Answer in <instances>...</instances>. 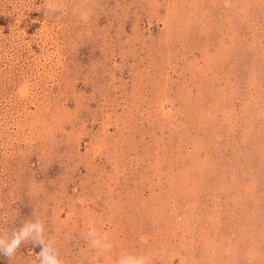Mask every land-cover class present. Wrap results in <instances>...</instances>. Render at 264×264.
<instances>
[{
  "label": "rangeland",
  "instance_id": "rangeland-1",
  "mask_svg": "<svg viewBox=\"0 0 264 264\" xmlns=\"http://www.w3.org/2000/svg\"><path fill=\"white\" fill-rule=\"evenodd\" d=\"M59 2L0 0V233L38 218L63 264H264V0Z\"/></svg>",
  "mask_w": 264,
  "mask_h": 264
},
{
  "label": "clouds",
  "instance_id": "clouds-1",
  "mask_svg": "<svg viewBox=\"0 0 264 264\" xmlns=\"http://www.w3.org/2000/svg\"><path fill=\"white\" fill-rule=\"evenodd\" d=\"M46 6L50 13L56 14L59 18L63 10L59 0H47ZM74 15H78L82 22H87L92 13L89 9H77ZM84 238L90 243L91 248L101 252H107L113 247L108 235L98 233L94 227L88 229ZM29 241L41 247V251L36 255L39 264H63L54 240L46 238L45 225L38 218L34 221H25L21 227L11 231L10 234L0 233V256L13 258L21 244ZM229 253L230 249L226 248L225 255ZM116 264H151V260L148 256L122 252Z\"/></svg>",
  "mask_w": 264,
  "mask_h": 264
}]
</instances>
